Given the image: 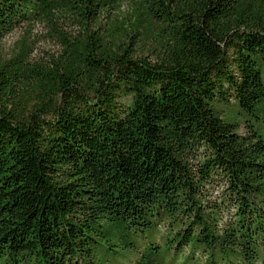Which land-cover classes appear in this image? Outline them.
Listing matches in <instances>:
<instances>
[{"label":"trees","instance_id":"obj_1","mask_svg":"<svg viewBox=\"0 0 264 264\" xmlns=\"http://www.w3.org/2000/svg\"><path fill=\"white\" fill-rule=\"evenodd\" d=\"M68 3L88 33L49 97L0 108V264H264V0H146L155 62L111 46L109 0H0V76L34 72L4 39Z\"/></svg>","mask_w":264,"mask_h":264},{"label":"rangeland","instance_id":"obj_2","mask_svg":"<svg viewBox=\"0 0 264 264\" xmlns=\"http://www.w3.org/2000/svg\"><path fill=\"white\" fill-rule=\"evenodd\" d=\"M109 1L110 17L106 13L102 19V32L109 39L111 46L133 48L137 56H146L155 62L156 52L164 45L169 46L167 44L172 40L167 32H162L159 27L149 24L148 21L142 23L144 27H141L140 32L137 31L139 33L137 37L134 36L135 23L139 20L136 12L140 11L139 8H146V0ZM74 11L76 12L71 3L66 7L64 4L63 8L53 10L42 21L24 25L4 39L1 43L2 55L8 59L16 55L18 59L30 64L34 72L30 71L26 77L17 79L15 76L11 78L0 76V108L11 110L18 107L21 96L27 97L28 93L32 98L49 97L53 87L45 80L43 74L64 66L66 58L70 57L71 46L75 45L84 32L88 33L76 23ZM89 33L94 31L91 29ZM155 46H158L156 50ZM76 62L79 63L78 78L87 87L92 86L94 83L92 66L85 64L81 59H77Z\"/></svg>","mask_w":264,"mask_h":264}]
</instances>
